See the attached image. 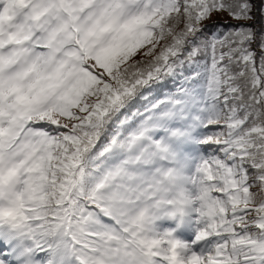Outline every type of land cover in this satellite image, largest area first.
Returning a JSON list of instances; mask_svg holds the SVG:
<instances>
[{
  "label": "snow or ice",
  "instance_id": "6c2138e0",
  "mask_svg": "<svg viewBox=\"0 0 264 264\" xmlns=\"http://www.w3.org/2000/svg\"><path fill=\"white\" fill-rule=\"evenodd\" d=\"M257 12L0 0V264H264Z\"/></svg>",
  "mask_w": 264,
  "mask_h": 264
},
{
  "label": "trees",
  "instance_id": "16d2710c",
  "mask_svg": "<svg viewBox=\"0 0 264 264\" xmlns=\"http://www.w3.org/2000/svg\"><path fill=\"white\" fill-rule=\"evenodd\" d=\"M256 3H257V6H259V0H256ZM255 21H257L256 23L259 25V26L258 25L256 26L257 30H259L261 28H264V24H262L261 16H260V14L258 12L255 14ZM258 27H259V29H258Z\"/></svg>",
  "mask_w": 264,
  "mask_h": 264
},
{
  "label": "rangeland",
  "instance_id": "374dc122",
  "mask_svg": "<svg viewBox=\"0 0 264 264\" xmlns=\"http://www.w3.org/2000/svg\"><path fill=\"white\" fill-rule=\"evenodd\" d=\"M214 20H219L220 18L219 17H214L213 18ZM257 21H255V18H254V20L253 21H251L250 23L252 24V26L256 29V26L258 25L257 23H256ZM261 22H262V24H264V18H262L261 17ZM259 26V25H258ZM263 26V25H262ZM258 29H259V27H258Z\"/></svg>",
  "mask_w": 264,
  "mask_h": 264
}]
</instances>
